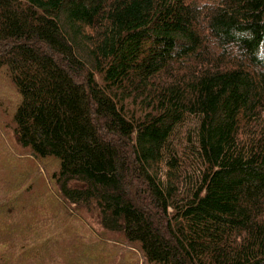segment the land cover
<instances>
[{
  "label": "trees",
  "instance_id": "trees-1",
  "mask_svg": "<svg viewBox=\"0 0 264 264\" xmlns=\"http://www.w3.org/2000/svg\"><path fill=\"white\" fill-rule=\"evenodd\" d=\"M0 71L72 263L264 264V0H0ZM51 220L0 264H66Z\"/></svg>",
  "mask_w": 264,
  "mask_h": 264
},
{
  "label": "rangeland",
  "instance_id": "rangeland-1",
  "mask_svg": "<svg viewBox=\"0 0 264 264\" xmlns=\"http://www.w3.org/2000/svg\"><path fill=\"white\" fill-rule=\"evenodd\" d=\"M17 99L16 91L0 71V252L4 251L7 259H15L19 247L27 244L26 241L31 235L30 227L40 226L42 223L38 221L46 214L52 217L51 221L54 220L52 223L55 225L66 227V233L63 235L66 249L69 251L66 264H74L68 260L70 250L77 244L84 247L88 236L83 234V242L73 240L77 228L72 212H68L70 216L54 218L58 206H54L46 196L52 194L47 175L56 169V163L51 159L38 162L16 144L12 133L11 113ZM85 223L91 227V224ZM78 231L82 233V230ZM45 237L46 234L41 232L43 252L51 249L50 242L45 241ZM93 238L108 246L113 256H118L120 260L116 259L112 264H142L134 249L112 241L111 235H98L93 232ZM109 248L97 245L96 250L104 253ZM31 253L35 255L34 252ZM36 255L37 258L40 257L39 253ZM87 258L80 261L83 262ZM93 261L96 262L94 264H101L99 259Z\"/></svg>",
  "mask_w": 264,
  "mask_h": 264
}]
</instances>
